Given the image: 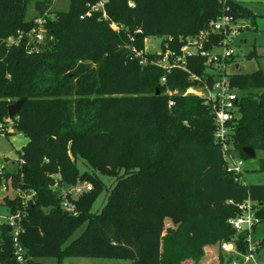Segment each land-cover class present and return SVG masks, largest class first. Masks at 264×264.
<instances>
[{
  "label": "trees",
  "instance_id": "trees-1",
  "mask_svg": "<svg viewBox=\"0 0 264 264\" xmlns=\"http://www.w3.org/2000/svg\"><path fill=\"white\" fill-rule=\"evenodd\" d=\"M28 1L0 0V121L4 127L9 105L24 99L10 119L28 138L18 151V168L0 171L1 187L24 193L4 192L0 205L10 215L22 213L26 262L14 256L6 221L0 222V263L38 264L36 258L54 256L57 264L68 257L183 264L200 261L207 246L237 237L246 252L247 232L237 234L229 220L251 200L264 222V183L243 184L227 170L211 106L183 94L194 84L188 73L175 68L163 83L164 69L141 64L134 49L157 35L164 43L172 37L175 47L179 36L196 34L211 18L227 12L249 19L253 11L236 0H108L105 19L90 9L98 0H70L46 23L45 46L35 49L26 36L9 44L49 6L38 1V14L27 20ZM203 61L196 57L188 65L201 74ZM230 78L240 93L232 141L244 160L250 158L246 146L255 149V158L261 153L264 171V70ZM79 159L93 171H81ZM99 174L116 180L94 211L106 186ZM56 181L92 183L93 190L75 202L77 214L63 209ZM166 218L176 227L164 233Z\"/></svg>",
  "mask_w": 264,
  "mask_h": 264
},
{
  "label": "built area",
  "instance_id": "built-area-1",
  "mask_svg": "<svg viewBox=\"0 0 264 264\" xmlns=\"http://www.w3.org/2000/svg\"><path fill=\"white\" fill-rule=\"evenodd\" d=\"M108 0H98L90 6L92 12H99L102 18H108L106 5ZM133 6V2H129ZM46 13V12H45ZM245 18L236 17L232 13H223L216 18H211L207 26L194 35L179 36L178 45L172 47V37L164 43V37L159 43L148 44L145 39V46L142 50L134 49L135 54L141 57V64H153L164 69L165 75L162 82H166L167 75L173 69L180 68L189 75L194 82L184 91V95H195L202 98L210 105L214 115L215 131L214 140L221 147L223 159L227 170L236 175V180L245 184L243 178L245 160L238 156L236 146L232 141L234 132L235 117L238 112V101L240 93L234 89L231 82L232 73L229 71L235 55L233 41L246 28ZM48 16H40L35 19L34 26L28 30H20L16 36L9 38V44L19 43L25 36L29 41L42 43L46 38V23ZM113 28L119 30L120 26L112 23ZM32 39V40H31ZM148 55H152L148 58ZM200 57L204 59V71L196 73L188 65L189 59ZM170 96L177 94L178 90H168ZM174 105L173 99L169 106ZM3 192L11 190L5 184L1 187ZM93 190L92 183L88 181L70 185L62 190L63 209L71 214H77L76 200L80 195ZM14 195H24L21 190H12ZM241 212L229 220V224L236 233L247 232L248 247L246 252L237 247V239L222 241V249L231 257V264H249L251 261L258 264L255 259V252L263 238H260L255 245H252L250 235L253 229L261 222L256 213V206L251 200H246L240 205ZM22 213L20 211L8 217L7 222L12 227L14 256L20 263L26 262V249L20 242V234L24 232L21 224ZM2 264V263H0Z\"/></svg>",
  "mask_w": 264,
  "mask_h": 264
},
{
  "label": "rangeland",
  "instance_id": "rangeland-1",
  "mask_svg": "<svg viewBox=\"0 0 264 264\" xmlns=\"http://www.w3.org/2000/svg\"><path fill=\"white\" fill-rule=\"evenodd\" d=\"M42 1L43 4H49L44 12L40 16H48L49 20L55 18V14L58 11H64L69 8L70 0H29L26 4L25 19H31L35 14L37 15L39 10L37 8V2ZM244 3L247 2L249 6L255 7L258 4L257 16L255 20L249 21L246 26L241 30L240 34L233 41V49L235 60L230 66L229 71L231 73H250L257 69L264 70V0H241ZM38 16V17H40ZM37 17V18H38ZM36 19V18H35ZM34 19V22H35ZM254 22V23H253ZM48 28V27H47ZM32 40V39H31ZM162 36H150L147 39L148 44H155L159 46ZM33 48L41 49L44 47V43L33 42ZM256 49V53L251 57L247 55ZM238 64V66H237ZM5 127V129H3ZM2 126L0 121V171H14L18 168V151L21 150L24 144L28 141V138L20 131H18L11 121L6 119ZM7 127V128H6ZM7 130V131H6ZM261 153L258 154L257 158H248L245 160L243 178L247 184H258L264 183V171L260 170L259 158ZM81 171H93L86 162L82 159L78 160ZM100 178L106 184L105 188L99 194L93 210L98 211L106 203L108 188H110L115 182L116 178L107 175L99 174ZM84 182V181H81ZM90 182V181H89ZM80 183V182H78ZM55 188L65 189L69 187L67 184L55 182ZM12 197L14 192H6ZM0 194H4L0 186ZM10 216L9 210L6 205H0V222H6ZM164 233L168 227H176L171 218L165 219ZM81 230L77 231L73 237L80 234ZM264 237V222H260L251 232L250 240L252 245L258 242L260 238ZM70 241V239H69ZM222 253V254H221ZM222 255L223 259L220 257ZM226 256V257H225ZM227 256H230L222 249L221 245L217 244L214 246L206 247V254L200 261L187 260L183 264H231L227 262ZM255 259L258 264H264V246H260L258 251L255 252ZM38 264H57V257H38L36 258ZM66 264H133L129 260L125 259H114V258H100V257H75L67 259ZM249 264H254L252 261Z\"/></svg>",
  "mask_w": 264,
  "mask_h": 264
},
{
  "label": "water",
  "instance_id": "water-1",
  "mask_svg": "<svg viewBox=\"0 0 264 264\" xmlns=\"http://www.w3.org/2000/svg\"><path fill=\"white\" fill-rule=\"evenodd\" d=\"M24 102H25L24 99H19L16 102H14V103L9 105V108H8L9 118H13L14 116H16L18 114V112L20 111V109L23 106ZM243 151L250 158H255L256 157L255 149L253 147H251V146L244 147Z\"/></svg>",
  "mask_w": 264,
  "mask_h": 264
},
{
  "label": "crops",
  "instance_id": "crops-1",
  "mask_svg": "<svg viewBox=\"0 0 264 264\" xmlns=\"http://www.w3.org/2000/svg\"><path fill=\"white\" fill-rule=\"evenodd\" d=\"M236 1H238V2H240V3H242V4H244V5H246L247 7H249L252 11H253V13L255 14V16H257V10H256V8L258 7V4L259 3H256V5H255V7H253V6H249L248 4H247V2L246 3H244L243 1H241V0H236ZM245 20V23L246 24H248V22L250 21L251 22V20L252 21H254L255 20V17L254 18H249V19H244ZM254 23V22H253ZM248 27H249V25H248ZM248 27H246V28H248ZM255 52H256V49H255ZM237 66H238V64H237ZM3 126V125H2ZM7 128V127H6ZM3 129H5V128H3ZM7 131V130H6ZM10 214V213H9ZM69 258H75V257H68V258H66L64 261H63V264H66L67 263V259H69ZM58 260V259H57ZM130 261V260H129ZM131 262V261H130Z\"/></svg>",
  "mask_w": 264,
  "mask_h": 264
}]
</instances>
